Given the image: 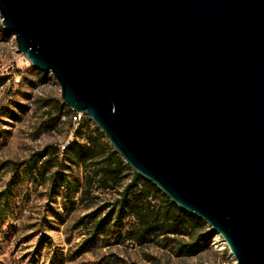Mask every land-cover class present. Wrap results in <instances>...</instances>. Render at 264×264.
<instances>
[{"label":"water","instance_id":"water-1","mask_svg":"<svg viewBox=\"0 0 264 264\" xmlns=\"http://www.w3.org/2000/svg\"><path fill=\"white\" fill-rule=\"evenodd\" d=\"M19 53L124 161L264 264V0H0Z\"/></svg>","mask_w":264,"mask_h":264},{"label":"rangeland","instance_id":"rangeland-1","mask_svg":"<svg viewBox=\"0 0 264 264\" xmlns=\"http://www.w3.org/2000/svg\"><path fill=\"white\" fill-rule=\"evenodd\" d=\"M68 109L59 82L50 71L35 68L19 53L16 37L4 29L0 15V193L8 188L13 190L9 211L0 217V264H224L236 261L224 238L214 231L208 247L192 257L178 256L176 243L165 246L162 237L141 245L129 234L134 225L131 217H125L122 226H111L107 236L85 244L93 232L92 224L83 226L80 221L98 210L101 218L107 216L115 209L114 204L120 197L118 191L122 188L105 189L95 185L84 202L79 192L72 202L66 203L61 193H51L49 181L43 183L41 178L30 177L24 171L34 154L51 146L62 153L63 147L73 141ZM72 173L79 179L80 189H84V168L73 166ZM129 182L130 178L126 180ZM207 227L211 229L208 224ZM175 239L191 242L188 237Z\"/></svg>","mask_w":264,"mask_h":264},{"label":"trees","instance_id":"trees-1","mask_svg":"<svg viewBox=\"0 0 264 264\" xmlns=\"http://www.w3.org/2000/svg\"><path fill=\"white\" fill-rule=\"evenodd\" d=\"M73 112L71 108L67 111L74 132L73 141L62 153L59 148L51 146L34 154L24 171L30 177L41 178L43 183L49 181L51 193H61L66 203L72 202L79 192L81 202H84L95 185L105 189L122 188L118 191L120 197L114 204L115 209L107 216L101 218V210H98L80 221L83 226L92 224L93 232L85 244L94 243L99 236H107L111 226H122L123 219L131 217L134 225L129 234L141 245L162 237L165 246L175 242L177 255L185 257L198 255L207 248L213 238V230L207 227V222L188 214L159 187L133 171L88 116H84L75 128L71 117ZM73 166H82L85 170L82 190L79 179L72 173ZM128 178L130 182L126 183ZM12 192L8 188L0 193V217L9 211ZM176 237H188L191 242L184 243Z\"/></svg>","mask_w":264,"mask_h":264},{"label":"built area","instance_id":"built-area-1","mask_svg":"<svg viewBox=\"0 0 264 264\" xmlns=\"http://www.w3.org/2000/svg\"><path fill=\"white\" fill-rule=\"evenodd\" d=\"M73 111H74V110H73ZM84 116H86V115H85L84 113H82V112L74 111V112L72 113L71 117H72V120H73V123H74L75 128H77V127L79 126L80 121L83 119ZM65 147H66V146H64L63 148L65 149ZM224 264H237V262L234 261V262L232 263V262L228 261V262H226V263H224Z\"/></svg>","mask_w":264,"mask_h":264},{"label":"bare ground","instance_id":"bare-ground-1","mask_svg":"<svg viewBox=\"0 0 264 264\" xmlns=\"http://www.w3.org/2000/svg\"><path fill=\"white\" fill-rule=\"evenodd\" d=\"M225 245V244H224Z\"/></svg>","mask_w":264,"mask_h":264}]
</instances>
